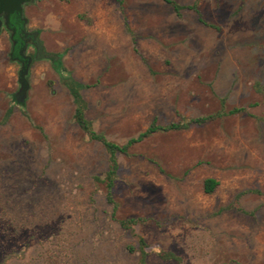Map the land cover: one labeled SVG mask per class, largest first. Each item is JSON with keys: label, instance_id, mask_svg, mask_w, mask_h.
Returning <instances> with one entry per match:
<instances>
[{"label": "rangeland", "instance_id": "374dc122", "mask_svg": "<svg viewBox=\"0 0 264 264\" xmlns=\"http://www.w3.org/2000/svg\"><path fill=\"white\" fill-rule=\"evenodd\" d=\"M174 1L178 14L163 0L24 3L45 55L30 60L21 100L0 27V264H139L137 236L144 264H177L167 252L179 264H264V0ZM63 76L87 85L85 117L117 143L220 99L245 110L117 155L114 216L143 218L129 230L94 179L106 153L73 122Z\"/></svg>", "mask_w": 264, "mask_h": 264}, {"label": "trees", "instance_id": "16d2710c", "mask_svg": "<svg viewBox=\"0 0 264 264\" xmlns=\"http://www.w3.org/2000/svg\"><path fill=\"white\" fill-rule=\"evenodd\" d=\"M163 1L168 3L176 14H178L179 9L182 7L174 0H163ZM189 8L196 13L199 22H201L202 24L208 27L217 28L216 26H213L212 24L203 20L200 17L199 11L197 10L194 4L189 6ZM132 40H134L133 37ZM63 84L65 85L73 103V112H72L73 122L82 132L83 136H85L88 140L98 142L106 153V169L101 176H97V175L94 176V179L100 181L103 185L104 198L105 201L110 205V209H111L110 215L116 220V222L119 224L120 227L129 230L132 229V225H134L138 221H141L143 218L139 216L115 218L114 216L116 210V202L113 199L111 189L114 183L116 170L118 166L117 155L118 154L129 155V148L132 145L156 132L183 130V129H187L191 125H201L216 118H220L224 115L240 113L245 110L244 107H235V106L225 109L223 105V100L220 99L219 108L213 112L200 114L197 116L187 117V118L182 117L179 121H169L168 123L165 124H158L156 122V119L153 118L151 122L142 131L138 132L135 136L129 137L123 143H117L107 139L102 132L94 130L91 125V122L85 117L84 115L85 104L80 94V90L87 85L74 80L70 76H63ZM9 113H10V109L6 111L4 119L8 116ZM216 185H217V180L215 178L205 177L202 180V191L204 193H211L215 189ZM136 238H137L138 262L139 264H144L145 258L147 256V249H146L147 244L141 236H137ZM128 248L130 250L133 249L130 246ZM164 255L167 258H173L177 262V264H179V258L174 254H172L171 252H167Z\"/></svg>", "mask_w": 264, "mask_h": 264}, {"label": "water", "instance_id": "95a60500", "mask_svg": "<svg viewBox=\"0 0 264 264\" xmlns=\"http://www.w3.org/2000/svg\"><path fill=\"white\" fill-rule=\"evenodd\" d=\"M29 0H0V14L3 16L4 24L7 25L9 23V17L13 16L16 18L17 16L22 14V5ZM14 27H10V31H14ZM20 33L24 32V28L19 29ZM42 50V46L37 42L35 44V54L34 58H38L39 52ZM24 46H21L17 52H16V58L20 60V66L17 71V83H18V89L15 93V97L17 100H21L25 97L26 90L28 88V82L25 78L27 68L29 65V62L31 60V57L28 55H25L23 53ZM45 55V54H43ZM47 56H50V54H47ZM11 59L12 56H9Z\"/></svg>", "mask_w": 264, "mask_h": 264}, {"label": "flooded vegetation", "instance_id": "af4514ba", "mask_svg": "<svg viewBox=\"0 0 264 264\" xmlns=\"http://www.w3.org/2000/svg\"><path fill=\"white\" fill-rule=\"evenodd\" d=\"M14 20L17 21L18 25L14 24ZM11 26L15 28L13 32L10 31ZM0 27H3L7 31L8 38L10 40V51L8 52V56H12V58H14V60H16L20 64V60L16 58V52L21 46H24L23 53L30 56L31 59L34 58L35 44L38 42L37 32L34 30L30 31L26 28L25 19L23 18L22 14L17 16L16 18L10 16L9 23L7 25L4 24L3 16L2 14H0ZM20 28H24L23 33L19 32ZM28 48L32 49V55L28 53ZM43 54L44 53L42 49L40 50L39 55L41 56Z\"/></svg>", "mask_w": 264, "mask_h": 264}]
</instances>
